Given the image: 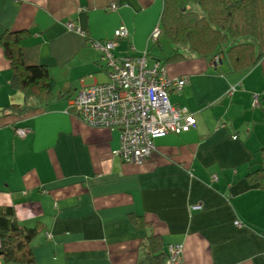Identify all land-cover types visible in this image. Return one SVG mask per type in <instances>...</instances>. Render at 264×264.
<instances>
[{
	"label": "crops",
	"instance_id": "0c3cea01",
	"mask_svg": "<svg viewBox=\"0 0 264 264\" xmlns=\"http://www.w3.org/2000/svg\"><path fill=\"white\" fill-rule=\"evenodd\" d=\"M162 12L163 0H0V38L24 31L25 62L47 67L58 96L24 115L6 113L24 97L9 84L0 45V206L40 227L34 264H151L149 236L161 251L182 243L183 264H264V190L246 179L264 146V58L242 68L196 54L168 60V76L188 78L170 102L194 112L197 127L156 138L143 165L114 153L118 130L91 127L69 107L77 90L108 80L90 39L110 40L124 26L130 36L118 39L116 55L168 58L175 46L162 43ZM15 128L29 131L20 137ZM0 264L16 263L0 256Z\"/></svg>",
	"mask_w": 264,
	"mask_h": 264
},
{
	"label": "trees",
	"instance_id": "16d2710c",
	"mask_svg": "<svg viewBox=\"0 0 264 264\" xmlns=\"http://www.w3.org/2000/svg\"><path fill=\"white\" fill-rule=\"evenodd\" d=\"M190 3L197 8L189 9ZM161 23L163 35L175 46L168 58L161 61L163 64L196 54L213 60L229 59L242 68L252 67L264 58V0H163ZM23 33L5 32L0 38L11 70L9 84L24 97L23 102L3 108L15 115L45 107L58 98L51 90L47 67L25 62L20 45ZM258 155L260 167L249 171L246 179L264 190V146ZM39 231L38 226L20 223L12 205L0 206V256L5 262L34 264L32 243ZM145 245L149 263L164 264L167 249L161 251L158 236L147 237Z\"/></svg>",
	"mask_w": 264,
	"mask_h": 264
},
{
	"label": "built area",
	"instance_id": "2783aa9c",
	"mask_svg": "<svg viewBox=\"0 0 264 264\" xmlns=\"http://www.w3.org/2000/svg\"><path fill=\"white\" fill-rule=\"evenodd\" d=\"M113 3L110 9H116ZM67 28L83 35V30L73 23ZM161 35L157 25L149 40ZM130 33L124 26L114 31L106 41L90 39L89 44L102 54L108 80L85 86L69 98V107L87 125L119 131V148L114 152L123 162L145 164L152 157L155 139L166 134H181L197 127L194 112L186 107L173 105L171 91L179 92L188 82L187 77H170L165 64L159 60L149 62L147 51L141 54L116 55L118 39H126ZM218 58H216L217 60ZM235 90L232 86L228 93ZM258 95L253 103L258 105ZM27 128H15L24 137ZM236 225H240L237 221ZM49 239L50 234L46 233ZM164 264H183V244L172 243L166 248Z\"/></svg>",
	"mask_w": 264,
	"mask_h": 264
},
{
	"label": "rangeland",
	"instance_id": "374dc122",
	"mask_svg": "<svg viewBox=\"0 0 264 264\" xmlns=\"http://www.w3.org/2000/svg\"><path fill=\"white\" fill-rule=\"evenodd\" d=\"M188 8H189V9H191V8H192V9H195V8H197V6H196V5H193L192 3H190V4L188 5ZM162 39H163V41H162L163 45H164L165 47L168 48V45H167L168 40L165 39L164 37H163ZM166 50H167V49H166ZM149 62L152 63V60L149 59Z\"/></svg>",
	"mask_w": 264,
	"mask_h": 264
},
{
	"label": "clouds",
	"instance_id": "9594fccd",
	"mask_svg": "<svg viewBox=\"0 0 264 264\" xmlns=\"http://www.w3.org/2000/svg\"><path fill=\"white\" fill-rule=\"evenodd\" d=\"M18 215H19V213H18ZM28 215L31 216V213H29ZM21 218H23V217H21Z\"/></svg>",
	"mask_w": 264,
	"mask_h": 264
}]
</instances>
